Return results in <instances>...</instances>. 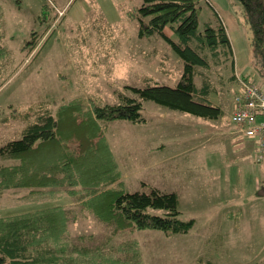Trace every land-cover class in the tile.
I'll use <instances>...</instances> for the list:
<instances>
[{
  "label": "rangeland",
  "instance_id": "374dc122",
  "mask_svg": "<svg viewBox=\"0 0 264 264\" xmlns=\"http://www.w3.org/2000/svg\"><path fill=\"white\" fill-rule=\"evenodd\" d=\"M142 3L0 0V45L6 53L0 67V166L1 148L21 137L24 124L12 117L19 110L43 102L54 109L77 97L117 104L118 93L134 95L128 87H177L183 60L161 36L141 37L139 21L130 17ZM197 8L199 31L222 25L233 50L232 59L195 69V84L210 83L208 101L221 108V118L206 120L144 102V122L115 121L105 132L125 191L176 193L180 219L193 220L194 227L187 234H119L105 251L126 259L121 249L136 242L137 264H264V159L258 161L254 144L240 138L231 120L235 76L264 90V56L254 51L239 0H199ZM33 32L38 45L26 49ZM26 194H0V217L63 205L73 217V243L93 247L110 239L113 229L76 199H24Z\"/></svg>",
  "mask_w": 264,
  "mask_h": 264
},
{
  "label": "trees",
  "instance_id": "16d2710c",
  "mask_svg": "<svg viewBox=\"0 0 264 264\" xmlns=\"http://www.w3.org/2000/svg\"><path fill=\"white\" fill-rule=\"evenodd\" d=\"M199 0H143L130 17L140 24L141 37L161 36L184 62V73L175 88L158 84L118 93L119 103L107 104L96 97H77L54 109L39 103L19 110L13 120L24 124L20 139L1 148L0 194L27 190L24 199L71 197L82 210L113 230L105 245H78L70 237L71 211L56 205L12 217H0V264H137L138 244L131 243L126 259L106 253L119 234L151 230L166 235L187 234L194 221L180 219L176 193L158 189L126 192L121 173L110 154L105 132L110 123L144 122L143 103L154 102L170 110L206 120H218L223 112L210 103V83L195 84L196 67L210 68L232 59L225 28L199 31ZM253 32V47L264 56V0H239ZM170 30L178 38L168 36ZM33 41L24 48L38 44ZM3 36L0 35V39ZM5 48L0 45V67ZM92 239V238H91ZM82 243L86 237H78ZM111 240V241H110Z\"/></svg>",
  "mask_w": 264,
  "mask_h": 264
},
{
  "label": "built area",
  "instance_id": "2783aa9c",
  "mask_svg": "<svg viewBox=\"0 0 264 264\" xmlns=\"http://www.w3.org/2000/svg\"><path fill=\"white\" fill-rule=\"evenodd\" d=\"M238 91L234 95L232 123L239 128L240 138L254 144L258 161L264 159V90L247 78L235 76Z\"/></svg>",
  "mask_w": 264,
  "mask_h": 264
},
{
  "label": "crops",
  "instance_id": "0c3cea01",
  "mask_svg": "<svg viewBox=\"0 0 264 264\" xmlns=\"http://www.w3.org/2000/svg\"><path fill=\"white\" fill-rule=\"evenodd\" d=\"M262 193L264 194V190L262 191Z\"/></svg>",
  "mask_w": 264,
  "mask_h": 264
}]
</instances>
